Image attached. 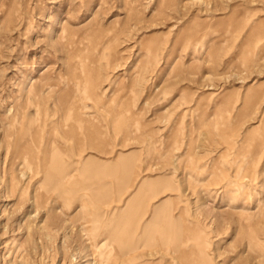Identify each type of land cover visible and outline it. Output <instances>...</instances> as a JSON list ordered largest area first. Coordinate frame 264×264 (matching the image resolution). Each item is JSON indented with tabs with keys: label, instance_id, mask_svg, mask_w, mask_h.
I'll use <instances>...</instances> for the list:
<instances>
[{
	"label": "rangeland",
	"instance_id": "rangeland-1",
	"mask_svg": "<svg viewBox=\"0 0 264 264\" xmlns=\"http://www.w3.org/2000/svg\"><path fill=\"white\" fill-rule=\"evenodd\" d=\"M0 264H264V0H0Z\"/></svg>",
	"mask_w": 264,
	"mask_h": 264
},
{
	"label": "crops",
	"instance_id": "crops-1",
	"mask_svg": "<svg viewBox=\"0 0 264 264\" xmlns=\"http://www.w3.org/2000/svg\"><path fill=\"white\" fill-rule=\"evenodd\" d=\"M57 156V155H56ZM60 174L62 173V170H59L58 171ZM120 219V221L119 222H124V217H120L119 218ZM130 219V218H129ZM129 219H126L127 220V222L129 223V224H132V221H129ZM114 234H116L117 236H119V238H120V240H122V241H127V240H129V238H128V231H121V232H113Z\"/></svg>",
	"mask_w": 264,
	"mask_h": 264
}]
</instances>
